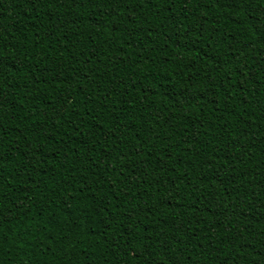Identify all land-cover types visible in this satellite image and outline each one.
I'll return each mask as SVG.
<instances>
[{
    "label": "trees",
    "instance_id": "trees-1",
    "mask_svg": "<svg viewBox=\"0 0 264 264\" xmlns=\"http://www.w3.org/2000/svg\"><path fill=\"white\" fill-rule=\"evenodd\" d=\"M0 264H264V0H0Z\"/></svg>",
    "mask_w": 264,
    "mask_h": 264
}]
</instances>
